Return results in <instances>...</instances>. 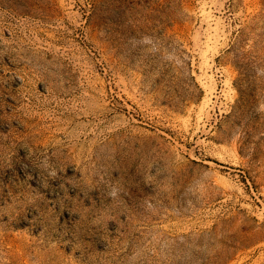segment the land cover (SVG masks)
Returning a JSON list of instances; mask_svg holds the SVG:
<instances>
[{
    "label": "rangeland",
    "instance_id": "obj_1",
    "mask_svg": "<svg viewBox=\"0 0 264 264\" xmlns=\"http://www.w3.org/2000/svg\"><path fill=\"white\" fill-rule=\"evenodd\" d=\"M0 264H264V0H0Z\"/></svg>",
    "mask_w": 264,
    "mask_h": 264
}]
</instances>
